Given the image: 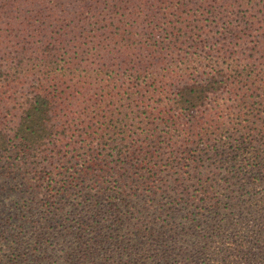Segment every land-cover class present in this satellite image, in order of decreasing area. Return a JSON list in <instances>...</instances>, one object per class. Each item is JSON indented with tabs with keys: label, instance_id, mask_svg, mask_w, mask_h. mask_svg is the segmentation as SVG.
<instances>
[{
	"label": "rangeland",
	"instance_id": "1",
	"mask_svg": "<svg viewBox=\"0 0 264 264\" xmlns=\"http://www.w3.org/2000/svg\"><path fill=\"white\" fill-rule=\"evenodd\" d=\"M182 12L183 18L170 20L183 28L182 35L190 31L196 38L184 43L185 51L173 52L169 61L156 66L169 98L148 96L146 87L151 83L142 82L141 98L136 97L140 101L131 93L114 90V86L101 92L108 76L96 66L88 67L89 84L94 86L93 92L100 93L102 107L84 122L72 121L68 134L69 139L74 137V144L61 143L56 134L54 143L43 146V159L24 162L19 157L22 148L15 145L5 154L0 161V264L12 260L16 252H7L21 243L34 247L32 242L48 229L52 235L45 233L39 242L57 249L77 246L73 237L63 239L61 232L66 228L77 233L75 218L101 208L108 211L110 203L118 207L113 210L114 218L128 226L124 233L122 227L102 228V234L112 238H129L136 224H141L139 229L144 233L193 219L190 233L196 238L190 244L198 247V240H203L209 248L199 264L204 260L208 264H246V256L234 253V244L244 245L243 240L249 239L254 241L251 248L262 246L264 214L258 212L264 208V199L260 200L264 196V0H192ZM123 24L113 27L117 30ZM115 30H104L102 39L108 37L116 43ZM30 46L25 51L6 43L0 49V54L19 59L27 56L24 71L12 86L13 97L7 96L10 99L0 103V130L10 138L21 122L22 107L35 94L42 70L45 74L52 68H64L63 60H54L47 52L33 53ZM5 66L8 76H14L10 65ZM210 81L217 83H212V93L193 118L176 115L171 106L178 89ZM109 109L114 115H107ZM107 116L116 120L111 123ZM174 119L182 128L194 124L191 132H182L181 138L180 132L174 131ZM96 133L99 145L94 147L104 159H99L98 171L86 181H75L69 197L52 199L55 192L49 184L54 176L61 180V174L73 173L84 164L87 136ZM53 144L58 146L56 151ZM133 145L135 150L130 147ZM135 151L136 156L128 157V152ZM36 176L40 182L33 179ZM51 199V204L57 205L50 207ZM147 207L152 216L146 217ZM103 218L111 220L110 216ZM263 252H255L253 264H264ZM233 253L238 254L236 261Z\"/></svg>",
	"mask_w": 264,
	"mask_h": 264
},
{
	"label": "trees",
	"instance_id": "2",
	"mask_svg": "<svg viewBox=\"0 0 264 264\" xmlns=\"http://www.w3.org/2000/svg\"><path fill=\"white\" fill-rule=\"evenodd\" d=\"M190 1L192 0H0V49L6 43H11L13 48L20 47L27 51L31 44L33 53L47 52L54 60L61 59L64 62L61 71L52 68L51 72L47 70L44 74L42 70L33 98L26 107H22L21 122L17 125L14 138L0 130V161L13 148L12 145L22 148L19 150V157H22L24 162L28 158L43 159V146L52 141L54 143L56 134L61 137V143L67 141L69 142L67 145L74 144V137L69 139L68 134L72 131V127H69L73 124L72 121L80 119V122H84L102 107L100 93L96 90L93 92L94 86L92 83L89 84L87 75L90 71L86 69L88 67L96 66L98 67L96 70L108 76L103 80L106 87L101 92L114 86L113 89L116 91H126V94H132L135 99L141 98L142 82L146 85L151 83L146 87L148 96L157 94L156 96H160L161 99L169 98V93L164 87V78H161L162 81L159 80L161 72L156 71V66L169 61L173 52L185 51L184 43L196 38L190 31L182 35L183 28H178L179 24L170 20L175 17L183 18L182 8L187 7ZM170 10L174 12L169 13ZM115 23L126 24L115 30L113 27ZM106 29L116 31L114 34L116 43L109 41L108 37L102 39L101 33ZM18 59V56H8L1 51L0 103L8 101L10 98L7 96L13 97L12 86L24 71L27 56ZM5 63L14 70V76H8ZM212 83L216 85L217 82L210 81L204 85L196 83L179 88L172 100V106L170 105L174 112H177L176 115L191 116L192 119L199 105H204L207 96L212 93ZM106 112L107 115L108 113L114 115L112 109ZM106 118L111 123L116 120L114 116ZM172 123L177 126L174 131L180 132L181 138L184 137L182 132H191L190 129L194 125L182 128L183 125L178 120ZM103 128H100L101 132H104ZM86 140L89 147L85 148L84 164L73 173L61 174L63 177L61 180L54 176V180L49 184V189L55 192L52 199L69 197L75 181H86V178L97 169L98 161L102 159L94 147L99 145V133L88 134ZM102 141L103 138L101 144ZM130 147L132 150L136 149V145ZM57 148L55 145L54 151ZM134 155H137L136 151L128 152V157ZM72 159L74 158L69 161ZM37 176L33 179L40 182L41 178ZM261 199H264V196ZM261 201L264 207V200ZM140 203L143 204L144 201ZM55 205L57 203L53 202L50 207ZM109 205L111 207L108 211L101 208L75 218V224L79 225L77 233L73 234L66 228V232H61L63 239L73 237L77 246L57 249L49 247L48 242L45 244L39 242L45 233L49 237L52 235L48 229L32 242L35 244L34 247L23 242L20 247L10 249L7 255L10 252L16 254H13L15 256L12 260L5 259V263L199 264L197 261L203 254L209 252L203 240H198L201 243L198 247L190 244L196 236L194 232L190 233L194 220L189 217L183 219L176 227H170L168 224L165 229L163 225L160 231L153 228L143 233L139 229L141 224H136L134 230L130 231L129 238L125 235L112 238L108 233L102 234V228L107 231L114 227H122L124 233L128 227L125 226L124 220L114 218L113 210H117L118 207L112 203ZM263 209L261 206L258 213L264 214ZM145 213L146 217L152 216L151 208L147 207ZM165 213L167 210H164V215ZM103 216H110L111 220L106 222ZM175 217L179 218L180 214ZM102 221L105 222L104 225H101ZM262 236L263 232L261 237L257 238L259 242L261 238L263 240ZM254 237L256 238V236L252 238ZM243 242L245 244H240L242 246L237 242L234 244V253L239 251V255L247 257L246 264H253L255 252L262 253L264 250V240L262 246L258 248H251L253 240L244 239ZM121 243L125 246H120ZM116 246L120 248L117 249ZM241 249L245 251L242 250L240 253ZM179 252L180 254H177ZM234 253L232 256L236 261L238 254ZM202 264L208 263L204 260Z\"/></svg>",
	"mask_w": 264,
	"mask_h": 264
}]
</instances>
